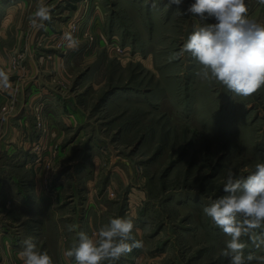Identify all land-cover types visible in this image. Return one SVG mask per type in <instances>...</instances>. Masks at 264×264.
<instances>
[{
	"label": "rangeland",
	"instance_id": "rangeland-1",
	"mask_svg": "<svg viewBox=\"0 0 264 264\" xmlns=\"http://www.w3.org/2000/svg\"><path fill=\"white\" fill-rule=\"evenodd\" d=\"M64 2L71 16L61 15L62 27L46 38L59 36L62 47L73 50L67 91L88 120L75 148L101 151L103 160L112 152L115 166L133 169L129 188L110 193L109 213L132 219L133 236L143 241L128 254L130 264H228L221 254L228 238L203 208L224 194L228 169L246 176L264 162V87L248 98L235 96L215 81H200L190 55L174 58L201 23L186 11L194 0H156L155 7L153 0ZM246 4L248 14L264 23V5ZM16 61L13 69L20 66ZM11 99L1 107L5 115L15 109ZM3 243L0 264H22L12 240L6 244L1 236ZM248 252L264 255V248L249 243Z\"/></svg>",
	"mask_w": 264,
	"mask_h": 264
},
{
	"label": "crops",
	"instance_id": "crops-1",
	"mask_svg": "<svg viewBox=\"0 0 264 264\" xmlns=\"http://www.w3.org/2000/svg\"><path fill=\"white\" fill-rule=\"evenodd\" d=\"M42 1L0 0V72L8 78V87L0 86V233L6 244L12 240L17 251L32 237L51 254L54 264H75L63 251L78 240L77 232L92 235L113 218L110 193L118 196L122 188H129L133 169L125 163L127 168L115 166L112 152L103 160L101 151L75 148L84 140L88 120L86 111L67 91L71 77L66 66L73 50L58 51L52 41H45L62 27L59 17L69 19L72 10L65 7V0H46L51 2L48 5ZM41 5L51 9L50 14L58 13L60 5L64 8L55 20L36 27L30 17H35ZM13 60L20 66L13 69ZM7 99L14 100L15 109L5 115L1 107ZM37 107L48 128L45 134L36 126ZM72 133L75 136L70 138ZM37 142L47 150L42 155L44 162L37 161L33 148ZM48 159H53L49 168ZM103 165L109 166L105 170ZM48 188L57 193L51 195ZM69 225L75 231H68ZM3 248L1 260L7 251ZM131 260L127 255L118 264Z\"/></svg>",
	"mask_w": 264,
	"mask_h": 264
},
{
	"label": "clouds",
	"instance_id": "clouds-1",
	"mask_svg": "<svg viewBox=\"0 0 264 264\" xmlns=\"http://www.w3.org/2000/svg\"><path fill=\"white\" fill-rule=\"evenodd\" d=\"M183 0H169L180 5ZM264 5V0H256ZM153 7L156 0H153ZM187 13L198 16L201 23L193 26L180 50L179 59L190 55L196 62L195 75L200 81H215L227 92L243 98L251 97L264 87V23L251 17L246 0H194ZM51 9L39 6L33 26L44 27L51 20ZM182 15V13L178 12ZM208 19L215 22L207 23ZM69 46L76 41L65 34ZM0 86L8 87V78L0 72ZM223 195L212 199L203 208L205 216L228 238L222 256L228 264H264V255L245 254L249 243L256 250L264 248V162H257L255 170L246 176L228 169ZM134 222L130 218H110L95 233L77 232V241L63 251L65 258L75 264H118L134 249H141L143 241L133 236ZM68 231H75L69 225ZM18 258L22 264H54L47 251H41L34 238L23 242Z\"/></svg>",
	"mask_w": 264,
	"mask_h": 264
},
{
	"label": "built area",
	"instance_id": "built-area-1",
	"mask_svg": "<svg viewBox=\"0 0 264 264\" xmlns=\"http://www.w3.org/2000/svg\"><path fill=\"white\" fill-rule=\"evenodd\" d=\"M68 23H69V22H68ZM68 23L66 24V26L68 25ZM67 29H68V30H71V26H68ZM64 32H66V31H64ZM55 36H56V35H55ZM55 36L52 37V38L47 37V38L45 39V41H46L47 43L52 41V44H53L54 46H58V47H60V48H63L62 46L65 45V41H61V40H60L61 38H60L59 36H56V38H55ZM16 62H17V64L19 65V62H18V61H16ZM4 109H6V107H4ZM36 126H37L38 130L41 131L42 134H45V133L48 131L47 125H46V123H45L44 115H43V113H42V111H41L40 108H37V113H36ZM33 148H34L35 150H37V152H38L37 161H38V162H44V159H43L44 156H42V155H44V153L47 151L46 148H45L40 142H37V143L33 146ZM48 149H49V148H48ZM56 154H57V150H54V151H53V156H55ZM46 163H47V164H46L47 168L51 167V165H52V163H53V159H51V160L48 159ZM2 235H3V232L0 233V237H1ZM3 246H4V243H3Z\"/></svg>",
	"mask_w": 264,
	"mask_h": 264
}]
</instances>
